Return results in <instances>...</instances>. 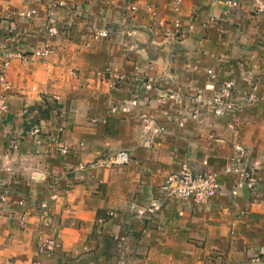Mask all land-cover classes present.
Wrapping results in <instances>:
<instances>
[{
	"label": "crops",
	"instance_id": "0c3cea01",
	"mask_svg": "<svg viewBox=\"0 0 264 264\" xmlns=\"http://www.w3.org/2000/svg\"><path fill=\"white\" fill-rule=\"evenodd\" d=\"M136 1L131 13L127 0L109 7L84 0L92 21L116 30L93 38L81 21L69 38L46 35L40 17L7 15L35 7L44 16L43 3L0 0L3 42L51 48L45 57L14 56L6 70L11 108L0 115V193L10 192L0 199V264H252L263 255L264 14L253 13V0L240 7L183 0L179 11L170 0ZM67 12L61 20H75ZM177 17L181 33L170 40L159 19ZM11 21L21 32L6 38ZM125 29L133 31L131 47ZM208 68L256 100L193 116L195 95L209 90ZM135 97L141 102L126 107ZM238 142L258 163L256 194L222 192L196 203L162 188L184 159L220 168ZM121 151L125 161L92 165ZM151 200L161 208L138 217Z\"/></svg>",
	"mask_w": 264,
	"mask_h": 264
},
{
	"label": "built area",
	"instance_id": "2783aa9c",
	"mask_svg": "<svg viewBox=\"0 0 264 264\" xmlns=\"http://www.w3.org/2000/svg\"><path fill=\"white\" fill-rule=\"evenodd\" d=\"M115 0H105L109 7ZM174 8L179 11L181 9L183 0H170ZM254 1V14H264V0ZM226 4L233 7H240L241 0H225ZM45 6V15L39 16L38 10L35 7L24 9L20 11V15L16 17L43 19L41 23V30L48 36H57L64 34L69 38L77 36L80 25L75 19L72 22L61 20L60 13L68 11L74 15L90 18L89 11L86 9L82 0H41ZM139 2L136 0H127V9L133 13L139 9ZM161 25V33L169 38L177 39L181 33L182 21L177 17L171 20L159 19ZM90 35L93 38H110L115 30L111 23L99 26L94 21L89 19ZM190 23V27H193ZM10 28L6 32V38L13 36L17 37L20 34V27L16 21L9 23ZM2 25H0V29ZM124 40L128 43L133 39V31L131 29L124 30ZM25 45H9L2 40V32L0 31V115L3 117L10 112V100L8 90L11 83L7 79L6 70L10 59L14 56L21 57L23 60L32 59L33 56L45 57L50 52L49 44L45 43L41 47L34 48L30 51L24 49ZM208 76L210 84L207 86L211 89L210 97H203L201 92L195 98L196 106L194 108V115H199L209 107V111L213 114L224 115L230 110L239 106V108L249 105L256 100V96L252 92H247L240 95L236 89V83L233 80L223 79L219 75V71L208 68ZM150 87L147 85L146 88ZM198 98V99H197ZM203 98V99H202ZM140 97L132 99L126 107L136 105L141 102ZM125 107V108H126ZM208 112V111H207ZM156 130L159 127L155 128ZM37 141H41L38 139ZM233 154L229 160L220 168H197L192 165L189 159H184L180 166L172 171L164 179L162 188L164 191L173 197H183L190 199L196 203H206L212 200L216 195L222 192H228L233 197H236L241 191L246 190L251 194H256L259 189L258 163H252L250 160L249 147L242 143H236ZM62 153H66L68 149L65 146L59 147ZM127 159L125 151L119 152L114 159L109 155L104 156L100 160L94 161V164H108L113 162H122ZM204 165L208 164L204 160ZM8 187H3L0 193V199H6L9 193ZM54 197L57 193H54ZM26 200L20 199L19 204L25 205ZM161 201H150L143 203L137 209L138 217H146L154 214L161 208ZM55 240L48 242V247L52 248ZM252 264H264V253L252 258ZM34 264H41L38 260Z\"/></svg>",
	"mask_w": 264,
	"mask_h": 264
},
{
	"label": "rangeland",
	"instance_id": "374dc122",
	"mask_svg": "<svg viewBox=\"0 0 264 264\" xmlns=\"http://www.w3.org/2000/svg\"><path fill=\"white\" fill-rule=\"evenodd\" d=\"M28 2L27 3H31L32 5L34 4V3H41V0H27ZM83 1V3H84V0H82ZM84 5H85V3H84ZM31 8V7H30ZM86 9H87V7H86ZM88 10V9H87ZM70 15H69V14ZM67 14L69 15V16H73V18L75 17V19H77V21H78V23L79 24H81L80 22L82 21V23L84 22L85 24V26L84 27H86V26H89V19L91 18V16H90V18H87V17H81V16H79V15H74L73 13H70V12H67ZM8 17H9V19H11V17H13V16H18V15H20V11H15V12H9L8 14ZM89 15H90V11H89ZM35 18H37V16L35 17ZM66 21H68V22H72L73 20H66ZM18 25V24H17ZM2 28H3V26H2ZM10 28V26L9 25H7L6 27H5V29L6 30H8ZM7 34V33H6ZM11 38L13 37V36H10ZM13 38H15V37H13ZM124 45L126 46V47H131L132 46V41L131 42H127V41H125L124 40ZM209 90L206 92L205 90L202 92V91H200L201 92V94H202V96L203 97H210V95H211V89L210 88H208ZM237 89V88H236ZM238 91V90H237ZM199 92V93H200ZM238 93H239V91H238ZM198 95V94H197ZM197 95H195V97H194V102H195V98H196V96ZM198 99V98H197ZM203 99V98H202ZM195 104H196V102H195ZM243 107H245V106H243ZM236 108H239V106L238 107H236ZM208 111V112H207ZM209 114V113H212L211 111H209V107L207 108V109H205L204 110V112L202 113V114H199V115H193V116H195V117H197V118H200V116L201 115H203V114ZM229 113V112H228ZM227 114V113H226ZM239 143V142H238ZM10 192V191H9ZM8 196V195H7Z\"/></svg>",
	"mask_w": 264,
	"mask_h": 264
}]
</instances>
